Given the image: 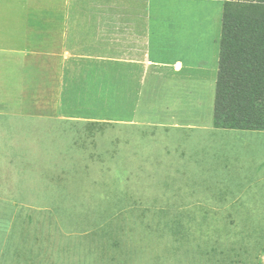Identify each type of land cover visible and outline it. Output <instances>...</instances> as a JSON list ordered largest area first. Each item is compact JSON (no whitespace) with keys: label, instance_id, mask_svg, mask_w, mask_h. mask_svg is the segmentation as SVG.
I'll use <instances>...</instances> for the list:
<instances>
[{"label":"rangeland","instance_id":"1","mask_svg":"<svg viewBox=\"0 0 264 264\" xmlns=\"http://www.w3.org/2000/svg\"><path fill=\"white\" fill-rule=\"evenodd\" d=\"M14 1L0 20L36 18ZM225 2L159 8L193 51L152 90L0 82V249H25L0 264H264V131L214 126Z\"/></svg>","mask_w":264,"mask_h":264},{"label":"crops","instance_id":"2","mask_svg":"<svg viewBox=\"0 0 264 264\" xmlns=\"http://www.w3.org/2000/svg\"><path fill=\"white\" fill-rule=\"evenodd\" d=\"M170 1L37 0L35 19L18 13L16 20H0V82L15 76L23 86L36 72L40 101L55 90L128 92V97L129 92L152 90L157 81L152 69L162 65L182 71L180 56L193 51L191 40L165 32L159 8ZM0 3L7 9L15 6L14 0ZM18 240L1 246L0 254L23 258Z\"/></svg>","mask_w":264,"mask_h":264},{"label":"trees","instance_id":"3","mask_svg":"<svg viewBox=\"0 0 264 264\" xmlns=\"http://www.w3.org/2000/svg\"><path fill=\"white\" fill-rule=\"evenodd\" d=\"M214 126L264 131V0H225Z\"/></svg>","mask_w":264,"mask_h":264}]
</instances>
